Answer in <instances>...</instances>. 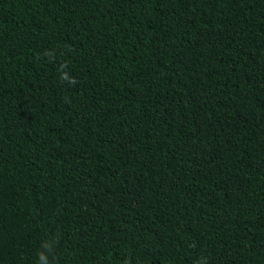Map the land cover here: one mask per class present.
<instances>
[{
	"label": "trees",
	"instance_id": "trees-1",
	"mask_svg": "<svg viewBox=\"0 0 264 264\" xmlns=\"http://www.w3.org/2000/svg\"><path fill=\"white\" fill-rule=\"evenodd\" d=\"M0 264H264V0H0Z\"/></svg>",
	"mask_w": 264,
	"mask_h": 264
}]
</instances>
